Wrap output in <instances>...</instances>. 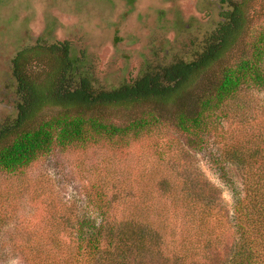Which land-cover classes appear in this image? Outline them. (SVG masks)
<instances>
[{"label":"trees","instance_id":"16d2710c","mask_svg":"<svg viewBox=\"0 0 264 264\" xmlns=\"http://www.w3.org/2000/svg\"><path fill=\"white\" fill-rule=\"evenodd\" d=\"M248 1L228 0L218 26L192 60L166 63L111 89H96L86 76H76L67 39L37 40L20 48L9 63L16 104L14 117L0 121V169L15 172L55 147L136 133L161 120L191 132L228 118L222 106L246 83L264 90V32L256 34L248 52ZM46 105L61 110L32 124ZM135 106L141 108L133 117H118L116 111ZM249 121L244 133L221 136L222 161L234 165L241 181L230 216L218 188L200 171L189 179L177 172L175 180L157 179L152 192L134 190L117 197L120 208L67 215L47 232L25 236L23 261L264 264V113L244 118ZM194 142L190 138V146ZM155 198H169L175 210L154 206Z\"/></svg>","mask_w":264,"mask_h":264},{"label":"rangeland","instance_id":"374dc122","mask_svg":"<svg viewBox=\"0 0 264 264\" xmlns=\"http://www.w3.org/2000/svg\"><path fill=\"white\" fill-rule=\"evenodd\" d=\"M227 8L228 0H0V121L15 115L9 63L26 45L71 41L76 76H86L96 89H111L166 63L192 60ZM244 10L251 18L249 52L264 32V0H250ZM263 105L264 90L249 82L222 106L229 117L204 130L183 132L161 120L136 133L55 147L15 172L0 169V264H26L20 247L34 231L47 232L67 215L120 208L117 197L152 192L157 179L175 180L177 172L189 179L200 171L218 188L230 216L241 181L234 165L222 161L221 136L244 133L252 124L244 118L262 117ZM140 108L116 112L128 119ZM60 110L46 105L32 124ZM168 199L152 204L174 211Z\"/></svg>","mask_w":264,"mask_h":264}]
</instances>
